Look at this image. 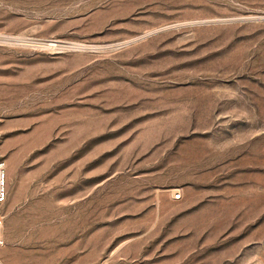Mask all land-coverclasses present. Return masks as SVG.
<instances>
[{
    "label": "rangeland",
    "instance_id": "374dc122",
    "mask_svg": "<svg viewBox=\"0 0 264 264\" xmlns=\"http://www.w3.org/2000/svg\"><path fill=\"white\" fill-rule=\"evenodd\" d=\"M0 160L5 264H264V0H0Z\"/></svg>",
    "mask_w": 264,
    "mask_h": 264
},
{
    "label": "built area",
    "instance_id": "2783aa9c",
    "mask_svg": "<svg viewBox=\"0 0 264 264\" xmlns=\"http://www.w3.org/2000/svg\"><path fill=\"white\" fill-rule=\"evenodd\" d=\"M7 182H8V167L7 163L0 160V229L3 227L4 219L2 216L5 201L7 199ZM176 200L181 199V195H175ZM4 241L0 238V248L4 246Z\"/></svg>",
    "mask_w": 264,
    "mask_h": 264
},
{
    "label": "bare ground",
    "instance_id": "6f19581e",
    "mask_svg": "<svg viewBox=\"0 0 264 264\" xmlns=\"http://www.w3.org/2000/svg\"><path fill=\"white\" fill-rule=\"evenodd\" d=\"M2 233V229H0V234ZM1 238V237H0ZM0 264H5V262L3 261V257L0 255Z\"/></svg>",
    "mask_w": 264,
    "mask_h": 264
}]
</instances>
